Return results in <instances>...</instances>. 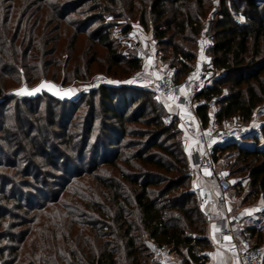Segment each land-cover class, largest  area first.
<instances>
[{
  "label": "trees",
  "instance_id": "trees-1",
  "mask_svg": "<svg viewBox=\"0 0 264 264\" xmlns=\"http://www.w3.org/2000/svg\"><path fill=\"white\" fill-rule=\"evenodd\" d=\"M17 1L7 6L4 0H0V101L2 100L0 107L17 97L6 96L2 89L5 82H1V79L12 81L17 79L21 76L20 69L23 68L26 69L27 76L29 75L25 81L32 84L43 76L41 70L49 66V62H42L43 57L55 53V50L48 49L49 43L45 40L43 27L37 24L32 28L29 25L31 20L28 18L34 7L39 4L48 9L51 7V12L61 22H67L72 14H79L78 10L88 3L101 1L102 4L92 7V11L110 12L114 7L117 10L122 9L117 0H81L75 7L55 4L54 9L48 0ZM220 1L222 4L220 18L216 25L215 43L210 52L213 64L222 72V77L202 94L207 99L218 97L220 100L219 109L198 110V115L206 128L213 122L219 127H224L233 118H240L244 123L249 122L254 109L244 99L241 88L244 83H250L253 78L264 75V0ZM148 2L149 5L146 6L145 3L146 8L140 13V24L147 25L146 15L155 18L154 22L157 25L155 39L164 49L170 50L167 57L163 56V50H159L161 59L168 61V68L174 72L176 81H181L197 67L193 66L197 54L191 48L196 47L197 38L202 30L200 18L206 16L212 0H148ZM130 6L134 12V0H131ZM240 14L245 16V22H238L235 19V16ZM169 15L170 17L166 18ZM13 16L16 17V26L11 27ZM82 21V25L79 22L69 23L71 26L80 24L73 41L79 35L86 34L90 27L101 22L102 18L92 15ZM131 29V26L127 27L125 33H130ZM97 36H100L98 41L101 44L108 43V34L100 33ZM177 37L189 47L174 42ZM109 53L112 64L125 65L128 73L139 72L145 67L140 58L131 56L123 58L112 48L109 49ZM35 62L36 64H33ZM52 80L57 79L54 76ZM224 88L227 92H224ZM95 91L100 94L102 102L107 103L104 110L115 123L113 126L105 127L106 135L96 143L91 157L93 167L88 172L89 176L93 175L105 166H110L114 171L94 176L97 184L103 189L101 200L92 202L93 199H90L85 205V208L98 217L97 223L89 222L87 226L91 228L90 233L94 238L102 243L95 247L87 239L84 250H79L74 245V248L67 249V254L61 256L63 264H149L151 259L156 260L145 241L168 249L171 254L180 258L181 264H205L208 252L212 249L207 236L208 223L194 194L193 168L184 147L187 139L177 123L166 125L165 117L169 113L167 106L164 102L162 106H155L151 102V94L139 88L104 85L94 89ZM45 97L63 105L66 109L64 117L67 119L70 116L68 104L72 106L71 113L77 111L73 109L77 105L73 101L61 102L48 95L34 100ZM22 100L24 103L34 101L26 98ZM131 109L133 111L129 114ZM51 114L54 115L53 112ZM67 119L64 118L62 123H59L62 132L68 136L63 144L71 149L73 146L76 148L80 146L77 161L83 164L87 159L86 149L94 130L96 108L91 106L83 126L74 124L71 132L68 130ZM22 122V117H17V123ZM40 122L38 119L36 126L27 123V129L23 132L33 155L42 159L44 165L51 166L57 171H60L62 163L65 166V175L73 173V177L81 178L83 175L73 170L75 167L71 159H67L61 150L54 148L46 138H43L42 142L36 139L39 134L43 136ZM46 123L50 127L57 125L53 119L47 120ZM132 123L143 124L146 128L132 131L128 128ZM79 128L82 129V135L75 132ZM1 133L6 134L9 139L13 137L10 128H0ZM179 135H182L184 140L180 139ZM126 137H131L132 140L122 144ZM262 139L264 140V127ZM255 140L256 144L253 147L240 146L237 141L219 146L213 156L216 162L219 154L227 151L238 152L229 176L241 177L244 182L249 181L248 192L245 194L244 186H236L231 192L232 199L234 196L239 197L240 202L236 204L239 207H244L250 199L254 202L260 198L264 199V147L259 146L258 138ZM27 152L29 151L25 147L19 148L13 154V158ZM24 161L29 163V168H25L24 172L17 170L16 174L33 179L34 185L29 181L21 185L26 189H34L35 193L21 196L15 187L11 192H7L9 183H12L10 180L0 187V242L7 239L11 243H17L15 247L0 249L1 264L16 263L19 247L28 236L25 232L17 234L19 237L5 232L6 219L14 215L2 203L6 205L11 203L16 210L26 209L29 213L36 207L35 195L45 199L44 193L48 187L47 184L40 182L39 172L32 175L33 170L38 171L36 163L30 159ZM16 165L14 163V168ZM58 194L59 196L56 195L50 200L51 203L59 202L61 192ZM26 197L29 199L25 202ZM48 202L45 200L40 208L46 207ZM70 223L74 226L78 224L73 218ZM243 234L256 238V244L261 246L262 236L256 227L244 226ZM15 255L16 257L12 259ZM50 256L48 252V255L41 257L38 262L34 260L28 264H57Z\"/></svg>",
  "mask_w": 264,
  "mask_h": 264
},
{
  "label": "rangeland",
  "instance_id": "rangeland-1",
  "mask_svg": "<svg viewBox=\"0 0 264 264\" xmlns=\"http://www.w3.org/2000/svg\"><path fill=\"white\" fill-rule=\"evenodd\" d=\"M48 1L54 9L55 4V6L65 5L75 7L81 0ZM117 1L122 8L120 10L114 7V10L110 12L92 11V7L102 3L101 1H98V3H88L78 10L79 14L82 13L83 15L72 14L67 22H61L57 19L53 12H51L52 9L49 5L50 10L42 4L34 7L32 14L28 18L31 20L29 25L32 28H34V26L36 27L37 24L39 27H43L42 29L45 31V40H48L49 43L48 49L51 51L55 50V53L51 56L43 57L42 62H49V66L44 67L45 70H41L43 76L32 84H30L29 81H25L29 75L27 76V71L23 68L20 69L21 76L17 79L13 81L1 79V82H5L2 89L5 91L6 96H9L13 90L24 85L34 87L44 79L53 81L63 88L72 89L76 95V99L73 102L77 104L73 107L74 110H77L75 113H71L72 106L70 104L67 105L68 111H70L68 119L64 117L66 111L65 107L46 97L24 103L22 98L17 96L9 102L3 103L0 107V128H10L13 136L9 139L6 134H0V187L10 180L12 183H9L7 192H11L13 187H15L21 196L23 194L28 195V193H35L34 189H26L21 185L25 183V181H29L34 185L33 179H26L16 174L17 170L24 172L25 168H29V163L23 162V160L27 161L29 159L33 160L38 168V171H32V175L39 172L40 182L48 185L44 193L45 199L36 194V207L29 213H27L26 209L16 210L11 203L8 205L2 203V205H5L6 209L8 208L10 213L14 215V217L6 219L5 232L14 234L16 237H19L17 234L20 232L28 233V236H26L24 243L20 245L19 251L16 254L17 261L15 264H28L30 261L34 260L38 262L41 257L47 256L48 252L51 254V260L54 259L57 261V264H63V260L60 258L67 252V249L69 250L76 246L79 250H84L86 249L85 242L87 239L95 247L102 243V241H98L94 238V235L90 233L91 228L87 226L89 222L93 224L97 223V221H99L98 217L85 208V205L86 201L90 199H93L92 202L101 200L103 189L97 184L94 176L99 174L104 175L105 173L110 174L114 171L110 166H105L93 175L89 176L88 172L93 167L91 157L95 150L96 143L102 140L104 135H106L104 131L105 127L113 126L115 123L110 119L111 116L106 115L107 112L104 108L107 103L102 102L100 94L96 93V91L94 92V89H92L93 82L96 78L105 76L116 87H132V82L144 71L143 68L139 72L128 73V68L125 65H113L109 53L110 48L115 50L117 55L123 58H129L130 56L139 58L140 51L147 52L157 50L159 52V50H163L164 57H167L168 52H170L169 49L168 51L164 49L163 46H160L159 42L155 39L157 25L154 22V17L146 15L147 25L142 26L140 24V13L146 8L145 3L146 6L149 5L148 0L145 2H142V0H134V12L130 6L131 0ZM17 2V0H4L7 6L8 4H15ZM221 6L220 0H212L208 13L205 17L200 18L202 24L201 34L197 38L196 47L194 49L191 48L197 54V60L193 66L207 65L213 59L210 49L215 43L216 25L220 18ZM92 15L101 16L102 21L93 24L86 34L79 35L77 39L73 41L78 26H80V24L82 25V20ZM168 17H170V15L166 18ZM11 19L12 22L10 26H16V17L14 18L13 16ZM235 19L238 22H245L246 18L244 15L240 14L235 16ZM70 22H79L80 24H78V26L77 24L71 26L69 24ZM129 26H131L132 29L130 33L127 34L125 30ZM100 33L102 35H109L108 43L101 44L98 41L100 36H97V34ZM174 42L186 48L189 47L180 37L175 38ZM141 60L145 64V61L143 59ZM36 62L33 64H36ZM162 63L165 67H168V61L162 60ZM54 76L57 79L56 81L52 80ZM221 77L217 78V81ZM226 90L227 89L224 88V92H227ZM241 90L244 99L254 109V114L249 122L244 123L247 128L246 137L244 136L239 139L237 143L240 146L253 147L256 144L255 138H258L260 142L259 146L264 147V140L262 139V128L264 127V75L253 78L250 83H244ZM148 93L151 94V102H153L155 106L159 107L163 105L162 100L154 96L152 92L148 91ZM1 102L2 100L0 103ZM91 106L96 108V121L94 130L91 134L90 144L86 149L85 156L87 159L85 163L79 164L77 160L79 159L80 146H78L79 148L73 146V149H71L67 148L66 144H63L68 139V136H65V133L62 132L59 123H62L64 118L67 119L66 123L68 124V130L70 132L73 130L74 124H82L83 126ZM132 111L131 109L129 114H131ZM52 112L54 115L51 114ZM17 117H22L23 122L17 123ZM38 119L41 120L40 124H38L43 127V136L39 134L36 139L42 142L43 138H46L51 142L54 148L61 150L62 154H64L67 159H71L75 167L73 170L83 175L81 178L76 176L73 177V173H70L69 176L65 175V166H63L62 163H60V171H57L51 166L44 165L45 162H43L42 159L33 155L31 147L28 145L29 141L24 139L23 132L27 129V123L30 122L31 125L36 126ZM52 119L57 123L54 127H50V125L46 123L47 120ZM128 126L132 131L146 128L143 124L139 123H132ZM220 127L222 128V126ZM75 132L79 135L83 134L80 128ZM179 138L184 140L182 135H179ZM130 140H132L131 137H126L122 141V144ZM23 147L29 152L13 158V154H15L16 150ZM184 147L186 149V145ZM50 154L53 153H49V155ZM217 156L219 157L215 162L217 169L231 174L232 165L238 157V152L227 151ZM14 163L17 164L15 168ZM248 184L249 181H245L244 194L248 192ZM58 192H61L59 202L55 204L51 203L50 200L56 195L59 196ZM244 194H242V196ZM232 195H234V193ZM27 199H29V197H26L25 202ZM45 200L49 201L46 207L40 208ZM233 201L235 204H238L240 199L234 196ZM263 202V198L255 202L253 199H250L243 208L256 209V207L262 205ZM235 209H237V205H235ZM70 214H72V216H70ZM72 218L75 222H78L75 226L70 223ZM250 223L252 226H255L261 234V247L264 248V216L251 218ZM248 224L249 222L246 221L245 225ZM145 242L147 247L152 251L151 246L153 243L148 241ZM10 246L15 247L17 243H11L7 239L0 242V249ZM16 255L13 256L12 259H14ZM171 255L176 264H181V260L178 256L175 254ZM153 260L154 258L151 259L149 264H158L157 261Z\"/></svg>",
  "mask_w": 264,
  "mask_h": 264
},
{
  "label": "built area",
  "instance_id": "built-area-1",
  "mask_svg": "<svg viewBox=\"0 0 264 264\" xmlns=\"http://www.w3.org/2000/svg\"><path fill=\"white\" fill-rule=\"evenodd\" d=\"M139 54V58L145 61V67L131 86L152 92L173 108L165 117L166 125L177 123L186 139L194 145L190 154L192 168L215 182V188L194 189L207 223H225L220 230V236L227 242L225 250L240 264H264V248L243 234L245 212L240 209L234 211L231 192L236 186H244L245 182L241 177H230L218 170L213 157L217 147L243 138L247 128L238 118L231 119L222 128H206L198 115V110L202 108L219 109L218 97L207 99L202 94L214 85L222 72L211 60L207 65L197 66L181 81H176L174 72L163 65L157 50L140 51ZM104 85L114 84L107 77L100 76L93 82L92 89ZM256 213L264 215V202L257 207ZM151 248L158 264H176L168 249L155 244Z\"/></svg>",
  "mask_w": 264,
  "mask_h": 264
},
{
  "label": "crops",
  "instance_id": "crops-1",
  "mask_svg": "<svg viewBox=\"0 0 264 264\" xmlns=\"http://www.w3.org/2000/svg\"><path fill=\"white\" fill-rule=\"evenodd\" d=\"M165 105L167 106L168 110L170 111L173 110V108L170 105L166 103ZM214 126H217V125L213 122L210 127H214ZM185 145H186V152L190 156L191 151L194 148V145L191 141H188V140L185 141ZM193 187L194 189L195 188H205V189L215 188V182L213 179L204 176L197 169L194 168L193 169ZM234 209H235V206H234ZM239 209L245 212V216H246L245 223L246 221L249 222L248 225H245L244 223L245 226L255 227V226H252L250 223L251 218H255L257 216L258 217L264 216V215H258L256 213L257 207L256 209L254 208L246 209L243 207H239L237 205V209H235L234 211L236 212ZM224 225H225L224 222L208 224L207 236L212 244V249L208 252L207 261L205 264H240V262L237 259L231 257L225 250V246L227 242H224L223 238L220 236V230L222 226ZM253 239L256 240V238H253Z\"/></svg>",
  "mask_w": 264,
  "mask_h": 264
},
{
  "label": "water",
  "instance_id": "water-1",
  "mask_svg": "<svg viewBox=\"0 0 264 264\" xmlns=\"http://www.w3.org/2000/svg\"><path fill=\"white\" fill-rule=\"evenodd\" d=\"M41 85H44V87H41ZM43 95H48L49 97L61 102L74 101L76 99V95L72 89L63 88L55 82L47 80H42L34 87L24 85L15 89L10 93L9 97L18 96L34 100L42 97Z\"/></svg>",
  "mask_w": 264,
  "mask_h": 264
},
{
  "label": "snow or ice",
  "instance_id": "snow-or-ice-1",
  "mask_svg": "<svg viewBox=\"0 0 264 264\" xmlns=\"http://www.w3.org/2000/svg\"><path fill=\"white\" fill-rule=\"evenodd\" d=\"M41 87H44V85H41Z\"/></svg>",
  "mask_w": 264,
  "mask_h": 264
}]
</instances>
